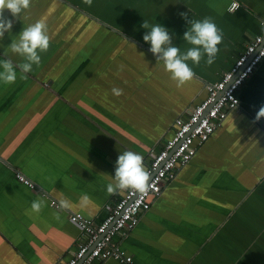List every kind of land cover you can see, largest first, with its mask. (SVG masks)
<instances>
[{
	"label": "crops",
	"instance_id": "obj_1",
	"mask_svg": "<svg viewBox=\"0 0 264 264\" xmlns=\"http://www.w3.org/2000/svg\"><path fill=\"white\" fill-rule=\"evenodd\" d=\"M233 2L240 6L230 10ZM180 13L211 17L223 41L211 66L206 55L199 65L187 62L195 75L177 88L143 41L141 24H161L185 52L191 45ZM4 15L13 27L0 40V59L24 62L8 45L37 20L46 23L50 44L39 66L26 74L17 67L15 83H0V264H53L67 261L85 239L68 213L106 217L125 191H106L118 155L136 152L146 169L174 120L263 33L264 0H31L19 17ZM114 87L123 95L114 96ZM238 96L239 105L163 185L139 223L114 236L133 264H264V118L255 120L264 105V60ZM84 195L90 199L81 207ZM52 198L69 206L55 208ZM34 200L44 201L38 213Z\"/></svg>",
	"mask_w": 264,
	"mask_h": 264
},
{
	"label": "built area",
	"instance_id": "obj_2",
	"mask_svg": "<svg viewBox=\"0 0 264 264\" xmlns=\"http://www.w3.org/2000/svg\"><path fill=\"white\" fill-rule=\"evenodd\" d=\"M239 6L238 2H233L230 10ZM263 60L264 32L256 35L245 46L217 81L206 85V97L194 105L188 115L174 120L171 137L159 151L152 153L146 166L145 170L149 174L146 191L125 190L109 206L106 217L99 222L80 212L68 213L69 221L80 229L85 239L67 261L53 264H93L106 259H113L120 264H133L132 256L114 241V236L132 230L139 223L141 216L149 210L152 199L161 195L163 185L175 179L179 169L192 160L198 149L222 125L229 112L239 105L238 90ZM16 177L25 185L33 187L22 173H16ZM50 205L61 208L54 198L50 199Z\"/></svg>",
	"mask_w": 264,
	"mask_h": 264
},
{
	"label": "clouds",
	"instance_id": "obj_3",
	"mask_svg": "<svg viewBox=\"0 0 264 264\" xmlns=\"http://www.w3.org/2000/svg\"><path fill=\"white\" fill-rule=\"evenodd\" d=\"M30 3L31 0H0V40H3L5 33L10 32L13 27V19L6 17L4 10H8L13 18H17L22 11L30 7ZM84 3L91 6L92 0H84ZM180 15L188 25L183 34V40L191 45L185 52H181L180 48L173 44L172 36L161 24H150L147 20L141 24V27L147 30L143 35V41L150 44L149 51L156 57L157 62L163 63L165 71L170 73V79L176 83L177 88L192 80L195 75L187 62L191 60L199 65L206 55V64L211 66L219 52L218 45L223 41V31L211 17L197 20L189 19L187 13H180ZM258 23L261 31L264 32V19H260ZM49 44L50 37L43 20H37L23 28L18 34V39L13 40L8 47L24 62L14 65L11 59H0V83H15L17 67L21 73L26 74L32 71L33 65L39 66L41 63L39 53L46 52ZM26 78V75L21 76V79ZM112 94L119 97L123 95V90L114 87ZM261 118H264V105L259 108L255 120L259 121ZM148 179L149 174L143 166V157L136 152L125 150L118 155L114 177L112 182L106 185V191L108 195L128 189L144 192ZM89 199L87 195L82 196L81 207L86 206ZM43 206V200H34L31 202V211L38 213ZM60 206L68 207V201L61 200ZM56 217L59 219L58 214Z\"/></svg>",
	"mask_w": 264,
	"mask_h": 264
},
{
	"label": "rangeland",
	"instance_id": "obj_4",
	"mask_svg": "<svg viewBox=\"0 0 264 264\" xmlns=\"http://www.w3.org/2000/svg\"><path fill=\"white\" fill-rule=\"evenodd\" d=\"M57 70H58V69H56V68H49V71H50L52 74H56ZM35 72H38V70L35 69ZM39 72H40L42 75H45V72H46V71H44V70H40ZM38 77H40V76L38 75ZM53 77H54V76H53ZM34 78H35V81H37V83H38L40 86H42L43 83H40V82H42V81H40L39 78H36V77H34ZM50 79H51V77H50ZM48 81H49V80H48ZM48 81H47V82H48Z\"/></svg>",
	"mask_w": 264,
	"mask_h": 264
},
{
	"label": "water",
	"instance_id": "obj_5",
	"mask_svg": "<svg viewBox=\"0 0 264 264\" xmlns=\"http://www.w3.org/2000/svg\"><path fill=\"white\" fill-rule=\"evenodd\" d=\"M127 38V37H126ZM130 40H132V39H130Z\"/></svg>",
	"mask_w": 264,
	"mask_h": 264
}]
</instances>
